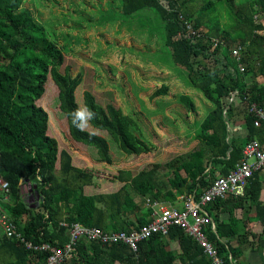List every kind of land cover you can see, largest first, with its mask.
Returning <instances> with one entry per match:
<instances>
[{
  "label": "trees",
  "instance_id": "trees-1",
  "mask_svg": "<svg viewBox=\"0 0 264 264\" xmlns=\"http://www.w3.org/2000/svg\"><path fill=\"white\" fill-rule=\"evenodd\" d=\"M26 1L0 0V176L10 184V201L12 197L20 199L15 205L9 202L3 206L26 241L34 246L65 247L70 238L68 228L60 225L63 222L105 232L139 230L153 220L154 203L175 205L182 194L199 200L218 178L237 168L244 159L246 145L264 135V125L257 127L256 117L248 112L252 104L264 107V85L247 84V78L253 75L264 77V35L259 34L263 27L254 21L255 14L264 11V0H249L242 5L224 29L219 21L212 23L206 13H215L218 3L230 7L235 0L205 1L198 16L190 8L195 0H119L126 20L142 23L146 17L149 25L160 26L162 48L170 53L187 85L200 90L211 107L205 117L207 127L196 136L197 147L164 165L170 171L171 190L163 192L155 182V171L144 169L136 174L120 171L116 180L122 187L116 192L86 194L84 188L94 182V173L76 168L71 153L60 151L58 141L48 134L49 113L38 105L50 77L58 88L59 108L66 117L71 138L95 149L97 157L107 163L112 162L109 146L72 124L71 114L76 108L71 89L78 78L58 72L69 51L59 36L53 38L36 21L33 13L22 10ZM188 24L202 37L196 41L188 37ZM205 25L208 35L201 29ZM213 38L226 44L211 50ZM236 44L246 47L241 60L243 73L232 56ZM168 92L169 87L163 85L153 96H166ZM233 92L238 93L245 108V136L237 135L233 129L237 114V102H230ZM87 100L96 113L94 124L117 133L119 147L127 153L135 139L129 129L123 130L118 123L122 118L117 116L115 106L103 107L89 97ZM180 100L189 112H196L190 96L184 94ZM131 118L138 126V121ZM263 170L249 179L244 199L248 204L245 209H255L256 218L264 226V203L260 201ZM22 179L26 184L37 183L39 202L32 203V196L20 191L25 184L20 182ZM229 200L233 199H217L204 208L212 218L204 228L206 236L228 264H241L246 249L254 248L261 256L260 264H264V230L261 234L251 233L256 243L241 242L236 248L231 245L232 235L239 232L235 221L226 224L219 220L221 213L230 210L233 201ZM50 254L28 249L4 234L0 239V264H41ZM64 264H213V260L193 237L173 226L167 236L154 235L142 241L137 251L125 245L109 247L82 240Z\"/></svg>",
  "mask_w": 264,
  "mask_h": 264
},
{
  "label": "rangeland",
  "instance_id": "rangeland-1",
  "mask_svg": "<svg viewBox=\"0 0 264 264\" xmlns=\"http://www.w3.org/2000/svg\"><path fill=\"white\" fill-rule=\"evenodd\" d=\"M205 1L209 0H195L191 6L197 10V16L202 14ZM120 7L119 0H27L22 7V10L33 13L36 21L53 38L59 36L69 51L58 72L63 75L68 72L78 78L71 89L76 109L85 106L90 109L89 97L99 106L113 105L121 114L137 115L139 124L143 121L145 130L142 134L149 142L135 132L136 138L127 148L128 154L123 153L117 141L109 138L116 175L121 170L136 174L148 168L149 162L163 163V160L186 150L182 145L187 141L186 146H192V134L207 127L205 116L210 109L204 94L187 85L170 53L162 48L160 26L149 25L146 17L142 23L133 24L122 16ZM216 7L215 13H206L212 23L222 19V15L232 20L227 8L220 13L221 6ZM163 85L169 87V95L150 101L152 94ZM184 94L192 98L196 112H189L181 102ZM58 95V88L50 77L46 93L38 102L51 116L49 135L58 139L61 147L71 151L79 166L88 167L87 162L97 158V151L69 141L66 117L59 108ZM140 128L143 130L141 124ZM254 162L255 159L251 158L250 163ZM104 168L93 170L97 181L106 184V180L113 176ZM164 177L166 174L163 173L160 179ZM121 185L117 184L118 187ZM21 189L23 194H29L27 186Z\"/></svg>",
  "mask_w": 264,
  "mask_h": 264
},
{
  "label": "built area",
  "instance_id": "built-area-1",
  "mask_svg": "<svg viewBox=\"0 0 264 264\" xmlns=\"http://www.w3.org/2000/svg\"><path fill=\"white\" fill-rule=\"evenodd\" d=\"M187 32V36L194 38L195 41L202 37V34L190 24L187 25ZM210 43L212 44L211 50L226 44L218 39H211ZM245 51L246 47L242 44H236L232 50V56L238 62L241 73L245 72V66L241 63ZM210 63L213 61L208 64L210 65ZM245 100H248V97H245ZM238 101L243 104L238 93L233 92L230 102ZM248 112L256 117L255 125L257 127L264 125V107L252 104ZM251 158L255 159L254 163H250ZM262 169H264V145L257 140L250 141L245 147L244 159L240 161L237 168L229 175L218 178L213 185L204 191L199 200L194 197H186L182 201V208L177 205H159L156 203L154 204L156 209L153 220L139 230L132 232H105L99 228H87L80 224L68 225L63 222L60 225L68 228L70 238L63 248L52 247L48 244L37 247L26 241L13 217L3 206L4 203L10 202L11 188L8 181L0 176V229L8 239L22 242L28 249L50 251L51 254L47 261L41 264H64L74 251L75 246L82 240L109 247L125 245L132 251H137L142 241L150 239L154 235L167 236L171 227L176 226L198 242L204 252L213 260V264H228L218 255L216 247L209 241L204 232L205 226L212 222V218L205 212L204 208L217 199L227 198L228 195L244 196L249 179L253 177L255 172Z\"/></svg>",
  "mask_w": 264,
  "mask_h": 264
},
{
  "label": "crops",
  "instance_id": "crops-1",
  "mask_svg": "<svg viewBox=\"0 0 264 264\" xmlns=\"http://www.w3.org/2000/svg\"><path fill=\"white\" fill-rule=\"evenodd\" d=\"M248 1L249 0H235L234 5H232L230 7L228 5L223 4V3H218L217 5L219 7L221 6L220 8L222 10L219 9L220 13H222L227 8L229 10V12L232 14V19H233V17L236 16V14L239 11H241V6L246 4V3H248ZM194 3H195V1L192 2L191 5H190V8L192 10H193V8L191 6ZM193 11L197 13V10H193ZM218 14H219V11H218ZM254 21H255L256 25L257 24L262 25L263 30H260L259 34L260 35H264V11L256 13L255 16H254ZM219 22H220V24H221L223 29L225 28L226 24L230 25L232 23L231 19L228 18V17H224V15H222V19L220 18ZM206 24H207V20H206ZM201 29L203 31L205 29H207L204 32L207 35L209 34V28H208L207 25L203 26ZM213 39H215V38H213ZM247 84L248 85L258 84L260 86L264 85V77L253 75V76L247 78ZM189 87H191V86H189ZM169 93H170V91H169ZM153 94H152V97L150 98V101L152 100V98L153 99L155 98L157 100H159V98H161V96L154 97ZM168 95H166V96H168ZM236 106H237V108H236L237 114L235 116V120H234L235 124H234V128L233 129H234V131H235V133L237 135L245 136V135L248 134V129H247V126L245 124V119H244V109L245 108H244V105L240 101L237 102ZM148 107H150V106H148ZM210 107H211V105H210ZM147 109L149 110L150 108H147ZM115 110L117 111V116L122 118V119H119L118 123L122 126L123 130L129 129V131L132 132L133 139L136 138V133L135 132L140 133L142 135V138H146V136L144 134H142L143 131L145 130V128L143 126V121L142 120L140 121V124L143 127V130H142L140 128V124L138 123L139 121L136 119L137 115H135V116L133 115V118L136 121H138L137 122L139 124L138 126L135 125V122L131 118L132 116L130 117V115H128V114H121L119 112L120 110L118 111V109H116V108H115ZM146 116H148V115H146ZM188 116L191 119V115H188ZM49 117H51V116L49 115ZM50 121H51V118L49 120V124H50ZM122 122H123V125H122ZM193 122H195V120ZM49 129H50V125H49ZM81 132L87 133V135H89V137L97 139L98 141L106 142L109 147H110L109 138H111V139H113V140H115L117 142L120 140V136L117 133H115L114 131H112L109 128L102 127V126H99V125H95L93 120L90 121V126L85 128ZM48 134H49V132H48ZM197 134H198V132L197 133L195 132L194 134H192L193 135V140H194L193 145L192 146H190V145L186 146L188 141L184 145H182L183 144L182 143L181 144L182 147L185 148L186 150H184L183 152H180V154L175 155L173 158H175L176 156L181 155V154H190L198 145V141L196 139ZM68 136H69V141L70 142H73V143L76 142V141H74L71 138L70 135H68ZM51 137L55 138L54 136H51ZM56 140L59 143V140L58 139H56ZM255 140L259 141L261 144L264 145V135L263 136H257L255 138ZM145 141L149 142L147 140V138L145 139ZM173 144H175V143H173ZM118 145H119V142H118ZM151 145L153 147V143H151ZM176 147H179V146H176ZM187 147H190V148H187ZM59 148H60V151L67 150L68 152L71 153V151L69 149H65V147H61L60 143H59ZM165 148H168V146H166ZM109 153H110V148H109ZM123 153H125V152H123ZM125 154H128V153H125ZM71 155L73 157V165L76 168H79V169H82V170H87V171H92L94 173L93 169H95L96 167H102V168L105 167L104 169L106 171L112 173L111 175L113 177H111L110 179H107L106 180V184L104 182H102V181H101V183H99L100 181H97L96 174H94V180H93L94 182L91 185L85 186V188H84V191H85L86 194L89 195V194H95V193H98V192L112 193V192L118 191L122 187V185H121L122 183L119 182L118 180H116V177L118 175H116V173H115L116 167H115V161H113V156L112 155H111V159H112L111 163H107L106 161L103 162V161L100 160V158H98V157L94 158L93 157V159H92V161H90V163L87 162L89 164L88 167L79 166L76 163L75 159H74V155L72 153H71ZM173 158H169L167 160H163L162 161L163 163H160V161L158 163L149 162L148 163V168H145V169H148V170H154L155 171V173H154L155 182L163 190V192H167L168 190L172 189L171 185L169 184L170 171L167 168H165L164 165L168 161L172 160ZM161 170H162V172H161ZM124 171H130V170H124ZM163 173L166 174V177H164V179L162 180L160 178H161V175H163ZM262 175L264 177V170L262 171ZM20 182H22V184L25 183L24 179L20 180ZM117 184H120L121 186L118 187ZM24 185L28 187V184L25 183ZM109 188H112V189L108 190ZM28 195L30 197L33 196L31 194H26V196H28ZM186 197L187 196H185V194L179 195L178 199H177L178 201L175 203V205H177L179 208H182V206H183L182 205V201ZM227 199H233V200H229V202L233 201V203L230 204V210H226L224 213H221V215L219 217V220H220V222H224L226 224H231L232 221H235L234 227H236L239 232L234 234V235H232L231 240H230L231 241V245L234 248H236V247H238L240 245L241 242H249L250 241V242L256 243L257 240H253V236L251 235V233L261 234L263 232V230H264V226L262 225L261 221L256 218L255 209H252L250 211L245 209V206H247L248 204L245 202L244 196L235 197L234 195H228ZM19 200L20 199L17 198V197L16 198L12 197L9 204L15 205V204H17L19 202ZM260 201L262 203H264V188H263V190L261 192ZM154 204H156V203H154ZM157 204H159V205H170V204H166L164 202H160V203L157 202ZM2 236H3V232L0 229V239L2 238ZM244 238H246L248 241H245ZM261 260H262L261 256L259 255V253L257 252V250L255 248L254 249H246L245 253L240 258V263L241 264H260Z\"/></svg>",
  "mask_w": 264,
  "mask_h": 264
},
{
  "label": "clouds",
  "instance_id": "clouds-1",
  "mask_svg": "<svg viewBox=\"0 0 264 264\" xmlns=\"http://www.w3.org/2000/svg\"><path fill=\"white\" fill-rule=\"evenodd\" d=\"M72 124L83 131L90 126V121L96 118V113L85 106L83 109L78 108L72 114Z\"/></svg>",
  "mask_w": 264,
  "mask_h": 264
},
{
  "label": "water",
  "instance_id": "water-1",
  "mask_svg": "<svg viewBox=\"0 0 264 264\" xmlns=\"http://www.w3.org/2000/svg\"><path fill=\"white\" fill-rule=\"evenodd\" d=\"M28 188H29V194L35 196V198L32 196V198L29 201L32 200H37V202L40 201V194L38 192V186L37 183H28Z\"/></svg>",
  "mask_w": 264,
  "mask_h": 264
}]
</instances>
